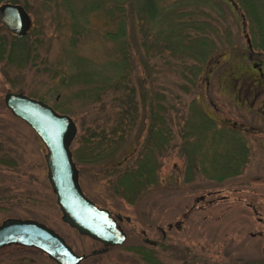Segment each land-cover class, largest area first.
<instances>
[{
  "label": "rangeland",
  "instance_id": "374dc122",
  "mask_svg": "<svg viewBox=\"0 0 264 264\" xmlns=\"http://www.w3.org/2000/svg\"><path fill=\"white\" fill-rule=\"evenodd\" d=\"M3 1L24 6L31 26L25 34L26 62L16 66L0 59V222L20 218L44 224L74 253L85 255L78 264H146L135 247L150 251L160 264H264V51L247 48L251 34L242 10L222 4L220 42L199 72L191 70L193 83L187 82L191 71L166 54L143 63L142 49L132 47L133 63L125 81L135 88L138 100L135 123L123 133L114 156L86 163L82 150L87 147L78 146L76 135L82 124H108L117 115L115 92L104 90L102 100L91 105L68 95L76 89L68 83L81 67L77 60L105 77L102 64L117 52L103 33L113 23L97 13L86 24L79 19L80 26L72 27L64 6L43 0ZM0 34L11 38L1 22ZM61 78L67 89L60 87ZM143 78L150 97L164 95L172 138L158 157L155 181L129 201L115 191L109 167L117 161L129 163L145 134L140 127L146 109L138 91ZM7 91L40 98L72 119L76 134L70 151L78 186L96 206L119 215L117 224L125 234L121 245L90 254L101 244L61 220L46 178L44 146L5 107ZM193 105L213 119L216 130L236 131L224 129L217 148L207 143L192 148V140L181 134L188 131L184 122ZM145 237L155 244L143 242ZM0 264L56 263L35 248L11 244L0 248Z\"/></svg>",
  "mask_w": 264,
  "mask_h": 264
},
{
  "label": "trees",
  "instance_id": "16d2710c",
  "mask_svg": "<svg viewBox=\"0 0 264 264\" xmlns=\"http://www.w3.org/2000/svg\"><path fill=\"white\" fill-rule=\"evenodd\" d=\"M43 2L64 6L71 15L72 27L80 26L79 19L86 24L87 18L97 13L113 23L112 29L103 33V37L113 44V49L117 52L102 64L105 77L102 74L94 75L92 72L98 71L82 66L77 60L76 66L81 67L73 81L68 83L76 85V89L68 92V95L91 105L102 100L104 90L115 92L112 101L117 103V115L108 124L105 121L93 122V125L82 124L80 130L82 132L76 135L78 146L87 147L86 151L82 150L86 163H98L102 159L114 156L123 133L131 130L135 123L138 100L135 98V88L125 81L130 63H133V59H130L132 47L142 49L143 63L166 54L165 57L180 64L189 72L192 69L199 72L200 66L206 64L220 42L219 33L224 30L220 21L225 13L222 4L225 3L229 7L238 6L248 22L251 38L248 39L247 48L264 51V0H43ZM72 31L76 32V29L73 28ZM10 37L7 40L0 34V59H5L10 65H22L28 57L26 35L16 38L10 34ZM192 78L191 71V78L187 79L189 84L193 83ZM143 79L139 82L138 91L142 107L146 109L143 117L145 123L143 122L142 128L140 127L145 134L138 142L137 150L129 158V163L119 165L117 161L111 163L109 167L115 191L129 201L148 183L155 181L158 157L172 138L171 119L168 108L163 104L164 95L154 93L150 97V89L145 87L146 81ZM60 82L62 89L68 88L63 78ZM52 107L56 110L55 106ZM184 125L188 131L180 134L192 140L190 142L192 148L206 143L211 149L217 148L218 140L224 138L222 131L229 129L213 128V119L194 105L190 107ZM230 128L228 131H236L234 127ZM203 129L210 130L207 132ZM203 132L207 133L202 134ZM72 156L79 160L75 151L72 152ZM127 158H122L121 161ZM135 251H138L146 264H160L147 249L135 247Z\"/></svg>",
  "mask_w": 264,
  "mask_h": 264
},
{
  "label": "water",
  "instance_id": "95a60500",
  "mask_svg": "<svg viewBox=\"0 0 264 264\" xmlns=\"http://www.w3.org/2000/svg\"><path fill=\"white\" fill-rule=\"evenodd\" d=\"M0 22L16 38L23 37L31 26L24 7L8 1L0 3ZM3 103L11 114L33 130L44 146L46 178L61 211V220L78 233L101 244L90 254L102 253L108 247L121 245L125 234L117 224L119 215L112 216L107 209L96 206L78 186L77 170L70 151L76 134L72 119L43 101L20 92H5ZM142 241L155 244L146 237ZM11 244L35 248L56 264H78L85 257L84 254L74 253L51 228L32 219L6 218L0 222V248ZM261 255L264 261V246Z\"/></svg>",
  "mask_w": 264,
  "mask_h": 264
}]
</instances>
